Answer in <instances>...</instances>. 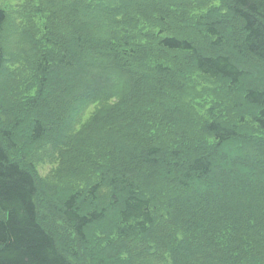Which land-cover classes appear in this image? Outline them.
<instances>
[{"label": "trees", "instance_id": "trees-1", "mask_svg": "<svg viewBox=\"0 0 264 264\" xmlns=\"http://www.w3.org/2000/svg\"><path fill=\"white\" fill-rule=\"evenodd\" d=\"M193 1L38 0L20 93L0 7V264H264V0ZM50 150L93 180L42 199L63 251L36 203Z\"/></svg>", "mask_w": 264, "mask_h": 264}, {"label": "rangeland", "instance_id": "rangeland-1", "mask_svg": "<svg viewBox=\"0 0 264 264\" xmlns=\"http://www.w3.org/2000/svg\"><path fill=\"white\" fill-rule=\"evenodd\" d=\"M37 4H38V0H0V7L5 9V11L8 13V18H9V21L6 25V28L3 34V44H4L5 56L8 58L5 67L7 71H10V73H12V76L13 75L18 76L20 73V70L17 69V65H16V55L15 54L20 50V47L18 46V39L15 37V33H16L15 23L17 24V21L19 20V18L28 16L29 13H32ZM217 5L218 3L212 0H200V1L198 0L196 2L193 1L192 3H189V8H192L191 9L192 15H201L203 13L204 14L207 13L209 9ZM21 77H23V79L17 82L15 81L14 87L12 88V90L16 88L18 90V93H20L22 90H26L27 88L23 86L29 85V83H31V81L29 82V80L22 74L19 75L17 78H15V80L20 79ZM28 95L30 96L32 94L28 93ZM200 105L202 107V108L198 107L200 113H204V110H206L209 107L208 101H201ZM92 111H93V108L88 109L87 113L84 115V119L82 123L88 120V118L92 114ZM86 135H88V133ZM94 135H95V144H98V142L101 140L100 135L98 133H94ZM85 136H83V138ZM77 141L79 143L78 145H80L81 140L77 138L76 144H77ZM95 144L88 145L87 147L91 148L92 146H96L98 148V145H95ZM48 149L50 148L47 146H43L42 149H37L36 153L37 155L41 154V152L45 153V150H48ZM89 150L91 151L92 148ZM49 154L50 155L48 158L46 157L40 158L38 161H34L33 171L36 173V175L38 176L40 180V184L38 186L39 191L37 193L36 203H37V208H38L40 224L46 230L52 233L54 238H56V242L60 245L59 249L63 251V249L67 248L68 245L64 243V239L66 238L65 234L61 233L60 228H56V227H60L59 226L60 222L56 221L53 218H50L45 213L46 209L50 210V206H55L56 203H58V201L57 199L49 200L46 204L47 207H45L44 206L45 201L43 202L42 199L46 200L45 192H49L51 194V197L55 198V194L59 193L60 191H61V195L63 196L68 195L70 192L74 191L75 186L77 187L76 189H79L80 187L88 188L93 183V180L91 179V181L88 182L87 179H83L84 177H81V179H79L78 182H75L76 178H70V176L64 171V169L68 168L69 166V163L67 162L68 160H65L66 161L65 162L62 159L55 157V152L53 150H50ZM14 157L17 158V156H14ZM237 157H238V154L230 156L231 159L232 158L234 159ZM222 169L227 170V168H224V167H222ZM105 225L106 223L104 225L101 224V229L103 228L105 229L106 227ZM73 251L74 250L71 249L72 253ZM67 255L69 256V254ZM74 257L72 259H74L76 264H82L81 259H79V256H76L74 254Z\"/></svg>", "mask_w": 264, "mask_h": 264}]
</instances>
